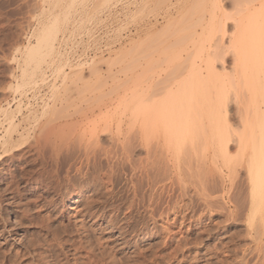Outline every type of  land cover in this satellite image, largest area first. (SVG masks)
I'll list each match as a JSON object with an SVG mask.
<instances>
[{
    "label": "rangeland",
    "instance_id": "374dc122",
    "mask_svg": "<svg viewBox=\"0 0 264 264\" xmlns=\"http://www.w3.org/2000/svg\"><path fill=\"white\" fill-rule=\"evenodd\" d=\"M262 3L0 0V263L264 264L252 150L237 142L243 89L226 88L208 146L206 127L165 145L153 114L143 135L132 101L165 45L217 19L227 40Z\"/></svg>",
    "mask_w": 264,
    "mask_h": 264
},
{
    "label": "bare ground",
    "instance_id": "6f19581e",
    "mask_svg": "<svg viewBox=\"0 0 264 264\" xmlns=\"http://www.w3.org/2000/svg\"><path fill=\"white\" fill-rule=\"evenodd\" d=\"M241 13L242 11L240 17L232 18L234 32L227 40L225 39L226 24L223 20L219 21L214 13L210 24L216 19L218 22L217 20L214 22L210 32H207L208 27L202 24L200 32L194 30L185 33L182 41L165 45L159 52L160 58L162 56L158 61L161 62L160 70L152 72L150 68L147 88L141 90L140 83L134 80L132 101L134 119L140 121L145 114L141 126L143 135H148L149 128L152 132L156 131L155 127L158 125L151 127L152 122H150L153 114L163 126L160 131L165 145H181L194 138L191 136L193 132L199 133V128L206 127L204 133L210 132L207 135H211L210 138L206 135L203 141L207 143V140L211 141L208 146L214 142V144L221 143V139L217 138L220 129L217 128H220L221 118L227 114L229 106L226 88L235 86L243 89L235 96L243 127V134L238 136L237 142L241 149L252 150L250 175L253 184L252 201L255 206L253 211L254 216H259L264 224V3L251 14L244 11ZM236 15L239 16L238 13ZM46 32L36 47L50 42L52 30L48 29ZM206 32L209 36L206 34L208 39L205 40ZM173 33L175 32L171 34ZM36 47H31V54ZM156 52L158 50L150 53L152 55L150 64L157 63ZM229 55L233 59L231 65L227 66ZM30 56L33 59V55ZM218 65L221 68H218ZM59 72L64 71L60 69ZM158 112L159 120L156 115ZM147 116L150 117L146 120ZM12 124L11 119L10 125ZM216 129L218 133H215ZM87 157H90V154Z\"/></svg>",
    "mask_w": 264,
    "mask_h": 264
}]
</instances>
